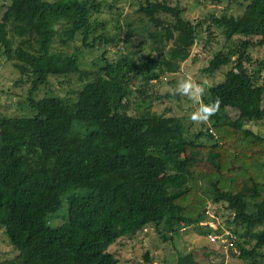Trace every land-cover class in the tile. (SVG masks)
I'll use <instances>...</instances> for the list:
<instances>
[{"label":"trees","instance_id":"1","mask_svg":"<svg viewBox=\"0 0 264 264\" xmlns=\"http://www.w3.org/2000/svg\"><path fill=\"white\" fill-rule=\"evenodd\" d=\"M243 1L234 16L209 13L194 23L178 0L139 1L135 32L149 52L135 60L126 39L118 57H106L121 25L118 13L101 15L111 9L104 0H9L0 15V54L30 82L28 113L0 115V229L17 252L0 264H118L108 247L146 225L173 245L179 228L201 221L202 193L229 210L232 243L247 264H258L264 136L243 123H264V78L258 82V70L245 65L249 49L264 45V0ZM205 20L223 43L200 71L210 77L228 68L202 97L204 104L221 101L209 128L188 133L181 117L150 109L178 95H160L149 81L179 68ZM121 21L134 32L128 13ZM86 51L100 52L86 64ZM51 77L75 88L64 95L49 88L36 98ZM135 78L143 82L131 85ZM175 253L176 264H195Z\"/></svg>","mask_w":264,"mask_h":264},{"label":"rangeland","instance_id":"2","mask_svg":"<svg viewBox=\"0 0 264 264\" xmlns=\"http://www.w3.org/2000/svg\"><path fill=\"white\" fill-rule=\"evenodd\" d=\"M104 1L111 5V9L103 7L101 9V15L111 18V16H116V13H118L117 18L121 25V29L118 33L119 41L115 45L109 44L105 47L106 57H118L115 55L118 54L117 52L125 50L122 47L126 39V50L135 51L133 54L135 60L143 59L146 53L149 52V44L144 40L143 33H140V31L135 32L139 30V27L138 24H135L133 14V9L141 0ZM237 1L243 0H230V2L223 0L216 4L202 2V0H178V3L185 9L183 12L185 17L194 23L198 19H206L209 13L214 15L226 13L233 16L238 14L241 8L237 5ZM8 3L9 0H0V15ZM243 3L245 4L246 1H243ZM126 13H128V19L134 22V32L132 33L129 32L126 25L121 21L122 19L124 20ZM206 25L207 20L196 29L197 36L194 44L190 48V54L185 61L180 63L177 70L171 74L161 75L159 83L155 82V80L149 81V83L153 84V89L158 94L162 95L164 93H169V89L174 87L178 80L185 77H191L198 83L206 81L207 85H211L222 78L220 74H222L223 69L228 68V66L221 67L210 77L204 76L200 71L211 54L223 43V38L219 29L211 24H209V29H207ZM207 30L210 33V39L204 42L207 38ZM128 33L129 35H127ZM232 39H234V37H232ZM141 41L143 47H136ZM55 46L58 48L61 47L56 40ZM69 49V45L63 47L65 51ZM99 52L100 51H86L83 61L88 64L91 58L99 55ZM248 53L250 61L245 63V65L249 71L258 70V82H260L263 80L262 78H264V45L251 47ZM154 54V52L151 53V55ZM18 78H20V81L16 82ZM134 81L135 82L131 85L139 86V84L143 82L139 78H135ZM29 82V79L26 81L25 76H19L18 72L12 67L11 62L4 59L0 54V115L17 116L28 113L26 92L29 87ZM38 88V92L35 94L36 98L50 89L59 95H64L65 91L69 88H75V85L74 83H69L59 86L57 81L51 77L49 78L48 88H44L43 86ZM262 104H264V98ZM198 106V104L187 97L178 95V98L170 97L156 100L151 104L150 109L152 111L162 112L168 116L181 117L187 132L193 133L197 130L209 128V122L201 124L191 121V113L194 112ZM243 127L264 136V123L253 125L244 122ZM201 142L205 145L210 143L205 139H201ZM173 179L177 180L175 176ZM172 183L176 185L178 181ZM201 196L205 199V211L201 221L198 224H191L179 228L176 232L177 239L173 245L168 240L163 241L159 239L153 227L146 225L133 234L119 238L108 247V250L113 253L118 264H176V249L179 253L188 256L195 264H247L248 258L238 254L237 245L232 243L233 236L229 234L228 231L232 226L231 223H229L232 214H230L229 210L223 209L220 204L211 203L204 193H202ZM56 221L58 220L56 219ZM237 229L239 232H242L240 226H238ZM238 242H241V238ZM252 244L253 241L245 244L244 247L248 249ZM10 247L7 238L0 229V261L12 258L17 253ZM145 255L148 259H145ZM254 256L258 264H264V249H256Z\"/></svg>","mask_w":264,"mask_h":264},{"label":"clouds","instance_id":"3","mask_svg":"<svg viewBox=\"0 0 264 264\" xmlns=\"http://www.w3.org/2000/svg\"><path fill=\"white\" fill-rule=\"evenodd\" d=\"M206 85V81L198 83L191 77H185L178 80L176 85L169 89L171 95L187 97L199 105L196 110L191 113L190 119L193 123H207L210 118L219 111L221 103L219 98L207 104L202 102V97L206 91Z\"/></svg>","mask_w":264,"mask_h":264}]
</instances>
